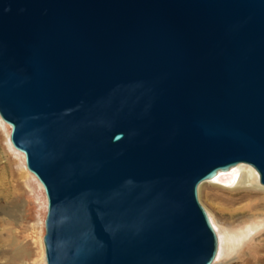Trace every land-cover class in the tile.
Wrapping results in <instances>:
<instances>
[{"label":"water","instance_id":"1","mask_svg":"<svg viewBox=\"0 0 264 264\" xmlns=\"http://www.w3.org/2000/svg\"><path fill=\"white\" fill-rule=\"evenodd\" d=\"M0 117L45 264H212L198 185H264V0H0Z\"/></svg>","mask_w":264,"mask_h":264},{"label":"rangeland","instance_id":"2","mask_svg":"<svg viewBox=\"0 0 264 264\" xmlns=\"http://www.w3.org/2000/svg\"><path fill=\"white\" fill-rule=\"evenodd\" d=\"M10 131L11 127L0 119V163L6 166L9 177L14 179L12 180V197L18 205L17 217L5 216L9 222L6 227H9L10 231L4 248L9 251H18L16 264H45L43 236L45 233L44 220L47 213L46 195L37 178L26 168L23 154L17 149L12 151L8 138ZM22 172L23 174L20 175ZM232 181L230 175H222L215 179L216 183L226 188L234 185ZM226 188L203 183L197 188L200 204L217 224L220 235L219 238L216 233L218 247L223 250H227L229 234L235 232L239 235L242 229L246 231V226L254 227V231H261L264 227V221H261L264 220V216H260L258 222H255L256 224L249 223V225L241 222L245 216V205L250 202V196L243 197L242 192L231 191ZM251 197L254 199L258 196ZM1 215L2 213H0ZM237 243L235 241V244ZM247 251L245 248L240 253H247ZM236 255H238L237 248L230 250L225 264H241L237 261L238 259L234 258ZM223 259L224 254H221L215 263L214 259L212 264H222ZM4 261V257L0 256V262Z\"/></svg>","mask_w":264,"mask_h":264},{"label":"bare ground","instance_id":"3","mask_svg":"<svg viewBox=\"0 0 264 264\" xmlns=\"http://www.w3.org/2000/svg\"><path fill=\"white\" fill-rule=\"evenodd\" d=\"M8 138H9L10 146L12 147V151L13 150L16 151V149L13 147V145L10 142V134ZM22 174L23 172L20 175ZM222 175H230V180L233 179L232 184L234 185L226 188L216 183L215 179L220 178ZM10 177L7 173L6 166H3L0 163V213H2V215L0 216V256L1 257L3 256L5 259L4 262H0L1 264H16V261L18 259L17 250L9 251L4 248V244L7 242L6 240H8L7 236H9V231H10L9 227H6L7 224L9 225V222L7 221L5 216L15 218L18 215V205L15 203V200L12 197L13 195L12 180L14 179H11ZM258 180H259L258 173L252 166L243 162H239L235 165H232L227 170H218L213 178L206 179L201 183L207 185L220 186L231 191H240L243 193V197L250 196V200H249L250 202L245 205V210H244L245 216L241 222L245 224L246 223L253 224L258 219H260V216H264V185H262ZM251 196H258V197L253 199V197ZM208 216L211 221V224L213 225L215 232L218 234L220 238L216 222L213 220V218L209 213ZM261 221L264 220L262 219ZM254 229H255L254 227L246 226V231L242 229V232L239 235L236 234L235 232L231 234L228 233L229 243L227 244L228 246L227 250H223L221 247H217V252L214 258L215 261L213 260L214 263L217 261V257H219V255L224 254V259L222 260V264H225L228 258L229 251L232 250L233 248H237L238 255H236L234 258L238 259L237 261L239 263L264 264V236H262V234H264V227L261 229V231L260 230L254 231ZM252 231L254 232L252 233ZM217 241H218V237H217ZM235 241H237L238 243L235 244ZM245 248H247L248 250L247 253L243 252L241 254L240 252L242 251V249L244 250Z\"/></svg>","mask_w":264,"mask_h":264}]
</instances>
